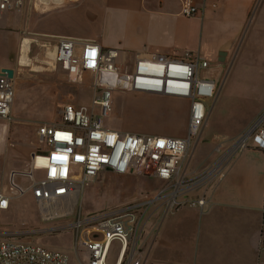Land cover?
Listing matches in <instances>:
<instances>
[{
  "label": "built area",
  "instance_id": "2783aa9c",
  "mask_svg": "<svg viewBox=\"0 0 264 264\" xmlns=\"http://www.w3.org/2000/svg\"><path fill=\"white\" fill-rule=\"evenodd\" d=\"M23 3L24 0H0V10L19 9ZM199 10L194 0H181L183 15L193 16ZM56 46V58L70 81L83 83L92 78L91 100L88 105L66 102L59 122L37 127L30 167L27 171L12 170L7 183L0 186V210L7 209L13 198L30 191L40 218L58 221L48 231L71 232L72 254L24 241L17 234H0V264H141L138 244L148 225L149 206L163 198L168 208L188 203L202 211L207 190L233 155L250 142L264 149V109L233 144L229 154L224 153L196 175H181L172 183L205 122L207 100L215 90L213 80L198 77V68L207 66V60L157 54L138 58L124 71L121 51L116 47L70 35L59 36ZM122 89L190 98L188 134L180 137L112 128L109 120ZM15 93L14 76L0 70V119H10ZM103 170L149 174L168 183L146 201L83 215L81 197L85 182L94 180ZM24 173L31 181L20 186L17 180ZM196 190L200 194L192 196L191 192ZM137 209H143L138 217L133 213ZM69 217L74 219L68 220ZM115 243L117 257L109 263Z\"/></svg>",
  "mask_w": 264,
  "mask_h": 264
},
{
  "label": "crops",
  "instance_id": "0c3cea01",
  "mask_svg": "<svg viewBox=\"0 0 264 264\" xmlns=\"http://www.w3.org/2000/svg\"><path fill=\"white\" fill-rule=\"evenodd\" d=\"M194 1L200 10L193 16L181 13V0H74L71 12H66L64 16L69 21L97 28L104 33L97 42L106 47L118 48L121 51L120 60L121 56H126L133 60V64L141 57L179 55L187 50L209 62L219 59V63L226 64L221 58L228 57L220 52L228 48L241 28H245L247 23L246 28H264V0ZM62 2L63 0H24L19 9L0 10V70L4 67L14 69L16 92L18 70L13 63L16 59L20 60L24 52L29 63L31 44V41L28 42V48L24 49L25 39L29 40L25 37L23 48L19 49L21 33L31 28H45L36 18L66 5ZM79 2V6L76 5ZM43 45L47 44L44 42ZM56 48L55 45V56ZM46 49L47 47L43 48ZM165 96L182 98L183 107L190 117V98L145 92L129 104L151 119L158 118L157 122L161 121L164 126L159 124L153 132L129 130L115 124L112 113L110 126L123 131L186 136L189 121L186 131L184 122L173 124L175 109ZM263 107L264 105L259 106L255 114ZM12 109L13 105L11 111ZM6 122V119H0V161L6 156L15 160H19L20 156H29L23 160L22 165L6 169L2 184L7 183L12 170L29 169L31 153L35 148V144L31 149L28 143L8 139L5 136ZM198 142L199 140L195 149L187 152L180 174L172 183L181 175H196L215 161L214 155L208 160H200V153H195ZM113 172L99 171L94 180L116 187L117 190L132 191V195L125 198V201H120L119 206L146 201L168 183V180L154 175ZM30 181V177L24 173L17 184L26 186ZM200 192L196 190L191 195L197 196ZM26 194L33 199L30 191L21 196ZM151 206L154 209L152 218H156L157 222L153 251L159 262L264 264V149L256 147L252 142L239 149L222 174L212 182L202 211L188 203L168 208L163 198L155 200L149 207Z\"/></svg>",
  "mask_w": 264,
  "mask_h": 264
},
{
  "label": "rangeland",
  "instance_id": "374dc122",
  "mask_svg": "<svg viewBox=\"0 0 264 264\" xmlns=\"http://www.w3.org/2000/svg\"><path fill=\"white\" fill-rule=\"evenodd\" d=\"M73 2L74 0H63L62 3L66 5L63 4L62 7L39 15L36 20L45 28H31L21 33L19 49L23 48L25 37L29 38V42L31 41L29 63L23 65L17 59L13 63L18 70L17 92L11 117L6 122L5 136L8 139H17L21 143H28L31 149L35 144L37 127L42 123L59 122L62 118L61 111L64 103L88 105L91 100L90 81L92 78L89 77L83 83L70 81L55 56V45L61 35L96 41L104 36V33L99 32L97 28H89L86 23L78 24L74 20L69 21L64 16L66 12H71ZM79 4L80 2L76 5L79 6ZM247 25L248 23L245 28H241L240 32L236 33L228 48L223 50L228 58H221V61L226 64L219 63V59L209 62L188 50L179 55H172L178 58L207 60V66L198 68V77L213 80L216 83L213 96L207 100L205 122L193 139V147L191 146L188 151L190 153L193 148L195 149L199 140L195 153H200L198 156L201 161L208 160L211 155L218 159L224 153L229 154L233 144L264 109L263 107L257 115L255 114L258 107L264 105V28L263 30L246 28ZM44 42L46 46L43 45ZM46 47L47 49L43 50ZM44 51L53 53L54 58L44 54ZM120 63L124 71L134 65L133 60L126 56H121ZM144 93L130 89H122L119 92V99L112 112L115 124L125 129L145 132L156 131L159 124L163 125L161 121L157 122L158 118L151 119L129 104L131 100L133 101L134 98ZM165 97L170 100L175 109L173 124L184 122L186 131L189 114L183 107V99ZM28 156H20L19 160L11 156H6L5 160L2 158L0 183L2 184L7 168L22 165L23 160ZM103 183L96 180L85 182L81 197L83 215L117 207L120 201L132 195L130 190H117L116 187ZM137 203L139 202L134 201L130 204ZM153 210L151 206L146 213L147 217L150 216V222L148 220L149 224L139 241L138 256L142 264H170L159 262L154 256L153 240L157 222L156 218H152ZM142 211L143 209H137L133 213L138 217ZM73 219V217L68 218V220ZM57 222L42 220L38 207L29 194L14 198L8 209L0 210V234H17L24 241L39 242L47 247L62 249L72 254L73 238L70 232L63 230L51 233L48 231ZM117 253L118 244L115 243L109 254V263L115 261Z\"/></svg>",
  "mask_w": 264,
  "mask_h": 264
},
{
  "label": "bare ground",
  "instance_id": "6f19581e",
  "mask_svg": "<svg viewBox=\"0 0 264 264\" xmlns=\"http://www.w3.org/2000/svg\"><path fill=\"white\" fill-rule=\"evenodd\" d=\"M28 42H29V40H28V39H25V41H24V49H25V50L28 48ZM46 54H47L49 57L54 58L53 53H46ZM20 61H21V63H23V64H27V63H28V62H27V57H26V53H25V52L22 54V56H21V58H20ZM180 67H181V68H186V66L183 65V64H180Z\"/></svg>",
  "mask_w": 264,
  "mask_h": 264
},
{
  "label": "water",
  "instance_id": "95a60500",
  "mask_svg": "<svg viewBox=\"0 0 264 264\" xmlns=\"http://www.w3.org/2000/svg\"><path fill=\"white\" fill-rule=\"evenodd\" d=\"M220 54H225V51H221ZM2 71L6 72L9 77H13L14 76V69L13 68L4 67L2 69Z\"/></svg>",
  "mask_w": 264,
  "mask_h": 264
}]
</instances>
